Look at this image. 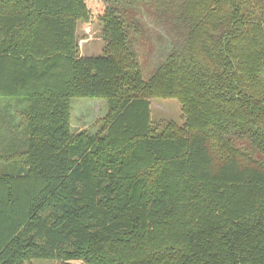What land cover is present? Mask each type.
<instances>
[{"label":"trees","instance_id":"16d2710c","mask_svg":"<svg viewBox=\"0 0 264 264\" xmlns=\"http://www.w3.org/2000/svg\"><path fill=\"white\" fill-rule=\"evenodd\" d=\"M91 15L109 49L81 57ZM75 98L103 131L72 133ZM0 101V264H264V0H0Z\"/></svg>","mask_w":264,"mask_h":264},{"label":"rangeland","instance_id":"374dc122","mask_svg":"<svg viewBox=\"0 0 264 264\" xmlns=\"http://www.w3.org/2000/svg\"><path fill=\"white\" fill-rule=\"evenodd\" d=\"M152 19L146 22V26H150L147 30V35L152 36L153 40L157 38L154 34L156 31L155 26L152 25ZM154 26V27H153ZM153 31V32H152ZM161 35L167 38V34L164 30H158ZM152 32V33H151ZM144 36V35H143ZM147 36H144L143 43L138 41L134 44L135 48L139 52L140 64L143 67V74L145 80L149 78L155 72V66L158 65L159 59L163 56H157V53L148 51V45L145 44ZM168 39V38H167ZM77 48L81 57L87 56H99L103 55L109 49V40L104 35V23L96 15H91L89 20H80L77 25ZM151 103V119L155 126L165 127L169 123H175L178 126H182L185 123V119L182 112L181 104L174 98H162L153 97L150 99ZM8 104L4 101H0V116L4 113ZM15 122H20V109L16 108ZM108 103L104 99H86L75 98L72 100V112H71V124L72 133L79 135L82 133L88 135H95L105 129L106 120L108 118ZM7 123V122H5ZM4 125L0 121V129L11 127L10 125ZM9 124V123H7ZM120 251L123 253L124 248ZM83 261H73L72 264H83ZM26 264H62L59 261L53 260H33L26 262Z\"/></svg>","mask_w":264,"mask_h":264}]
</instances>
